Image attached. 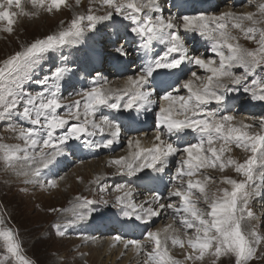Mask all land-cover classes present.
Listing matches in <instances>:
<instances>
[{
  "label": "rangeland",
  "instance_id": "1",
  "mask_svg": "<svg viewBox=\"0 0 264 264\" xmlns=\"http://www.w3.org/2000/svg\"><path fill=\"white\" fill-rule=\"evenodd\" d=\"M116 2L119 3L120 1L118 2L116 0ZM50 3L51 0H46L45 4L41 7L32 5L31 0H21V8L13 6L11 9H9L16 14L13 17L14 24L12 26L13 31L11 32L7 31V21L0 20V67L4 66L5 60L15 55V53L17 52L23 51L26 47L30 46L36 40L44 39L47 36L53 34L58 35L59 32L68 29L71 25V21L78 16L82 15L86 17L89 14L106 16L109 12H112V16L111 18H105L103 20L97 21L95 29L87 28L89 22L87 21V19H85L84 21H82V27H85L86 30L81 34L79 38H76L74 40L72 37H69L70 42L68 44L51 49L41 54L40 58L26 71H21L18 75H15L14 78H9L5 82L0 83V231L7 229L13 230L14 235L20 244V253L27 259H29L31 264H99L98 261L92 262L88 259L93 255V251L88 250L85 247L90 241H92V237H96L97 239H104V237H102L103 235L99 236V234L101 235L103 233L100 231L98 235L94 234V236L84 238V236L88 235V232L86 231L87 229H81V224L73 226V224L69 220L71 216H69V218H64V215L67 213L68 209L72 208L73 205H75L76 202L80 201L81 203H83V198H86L90 202L88 203L91 205L90 207L92 208V206H94L93 208L97 209L98 212H114L119 211L124 207V204L117 200L118 196L122 197L126 192H130L132 190L131 196L128 197L126 201H124L125 204L133 202L135 200V197H137L136 190L138 192L139 187L135 185V176L139 173V170L135 171L134 173H129L126 170L122 171L121 167L114 163L116 159L124 157L123 151H125L127 147V141L125 140H127L128 137H125V140L123 137V140H121L120 144L116 148H113L109 151L101 149V142L99 143V141L103 142L105 137L110 134V130L107 124H118L116 120H113L109 117L110 113H112L114 109H112L108 105L97 107L95 111L101 110V112H98L97 117H94L93 115V118L91 119L94 120L95 123L100 127L92 128L91 125L88 126L89 131L94 134H81L79 138H71L66 141L60 148V150L65 147L72 148L71 150H73V145H78V147L85 146L89 149L91 145L96 150V154H94V157L67 166L59 173H55L54 177H49L41 174L39 182H35L34 180L33 182L31 179L29 180L28 178H26L27 176L20 173L22 170L21 168H28L29 166L31 167L33 165L32 161H29L25 158L27 155L31 154V149L29 148V152L27 153L23 151L26 147H28V143L24 138L21 137L20 133L21 131H27L28 128H34L39 133L40 128L39 126L32 125L29 120L23 117V103L20 104L19 108L11 112H9L5 105L10 102L14 94L24 92L31 93L32 95H37L44 91L45 95H48L46 89L48 87H51V90L58 92L57 98L62 105V107L57 110V114L69 120V123L67 125H65L63 128L57 129L54 132L55 136L63 135L72 124L82 123L84 120L83 115H81L80 121L70 118L69 106L76 105V102L78 101L80 103L79 111L83 113L86 103V97L84 96V93L89 91L94 86H105L106 83H108L106 81L110 80V83H113L114 81L111 80L113 79V77H109V79L107 74H92V70L94 71L95 69V67H92L89 75L86 74V78H89V80H86V84L85 82H83L82 84L73 82L74 85L72 87H68L67 93H62L64 84L61 81L66 80V75L72 74V71H74L75 73H80L82 71L80 68L73 65L69 67L70 63H79L81 60L83 61V59L87 56V52L85 54H79L80 50H78L77 44H79V42L90 43L92 47H96V39L102 38L103 34L102 32H100V29H102L101 24L107 22L106 24L107 27L109 26L108 29L111 34H109V36L106 38L110 40L107 39L103 45L105 48H107L108 50L110 49V51L113 52L114 49L120 46L123 47L125 45L122 43V40L119 39V37H122L123 39L127 35L126 32H119L116 31V29L121 26L123 22H127V25L130 23L129 30L134 25L133 22L128 20L125 16H121L119 13H116L113 8H110L109 6L104 4L103 0H79V3H77V0H65L64 5H62L59 9L53 7L52 10L49 11L48 7ZM147 3L148 1L145 0V3L143 4ZM230 3V1L227 2L226 0L225 2H221L218 6L219 9H214L213 12H210L206 16L209 15L208 17H213L218 15L216 17L219 18V16L221 17L225 13H232L233 16H230L231 19H229V21L230 23L232 21L233 22L229 27L227 26V29L231 33V35L235 37V39L230 40L229 42L238 44L241 48L247 50L258 49L259 31H257V33L255 34V39L247 38L245 32L248 27H255L257 29L264 28V14L259 13V5L264 3V0L245 1L236 8V10H238V8L240 9L237 12L236 10H229ZM156 4L158 5V3ZM161 5H163V1ZM159 7V11L154 13L151 11V16L153 17V19H155V17L159 15H162L165 19L172 18V22L176 23V25H179V23H183V17L173 19L174 16L169 13L170 11L168 10L170 9L168 7L164 6V11ZM247 8H251L252 12L249 13H252L254 19L259 21V23L253 24L252 21L245 19L243 21H240L242 25L241 28H235L234 24L236 23V20L234 19V17L246 15V13L248 14V11H246L245 13V10ZM128 11L131 12L132 10ZM148 12L149 9L145 8L144 12L134 14L137 15L138 19H144L146 13ZM163 12H165L166 16L163 15ZM106 24H104L103 27ZM227 25H229V23H227ZM114 31H116V34H114ZM115 39L117 40V42L114 41ZM123 48H125L127 52L131 53L127 45ZM210 51L212 52V50ZM224 51L226 55L229 54L226 47L224 48ZM206 52H208V50L205 49L204 51L200 50L197 53L202 55ZM101 53L103 54V51H101ZM205 55L206 58L210 56V59L214 60L217 66L219 65V58L217 55ZM58 67L66 69L64 75L59 79L61 81H57L52 78V73ZM193 68L194 67L191 68V72H194L196 70L195 72L197 74V77H199L200 79H197V77H192L191 72H189L186 78L193 80V88L202 87L203 83L205 82V78L209 76L210 73H208L206 70H200L199 66H197L195 69ZM235 68H239V70L235 71ZM232 71L235 72L236 75H243L244 73L246 74V70L244 68H241V66L233 67ZM139 73L140 72H134L136 76ZM45 78H49V85L47 86L40 83ZM253 78L258 81L255 87L257 89V92L259 93L261 88L264 87V68L256 69L254 74H248L247 80L241 85L236 86L237 90L228 92H241V95H243L245 99H253L251 93L244 90L246 86L253 87V85H251L250 83ZM228 84L231 88V83ZM180 91L181 92L179 93V95H176L177 93L173 92L174 96H184L183 98H185V96L189 97L191 94L187 89L184 88H181ZM78 97L81 98L78 99ZM124 99L120 100L119 102H124ZM81 100L83 101L82 103ZM176 101H178L179 103L180 100H173L171 103H169L172 105L175 112L178 108V112H181V115H187L188 113H190L181 111L179 109L180 104L176 103ZM110 102L115 101L113 99V101ZM218 107H220V104L218 105L214 101L207 105V109L212 111H216ZM107 110H110V113H106ZM71 111L75 112L76 107H73ZM246 111H250L251 113L244 112L243 114L241 113L235 115L228 113L229 115H232L234 117V120L231 121L230 124L232 126L242 128L244 125L250 126L248 128H243V130L248 131L249 134H264V108L256 112L255 108L252 107L251 109H248ZM218 112L219 111H217V113ZM224 115L227 114L223 113L221 116ZM174 116L178 118L176 113H174ZM34 117L35 114L33 113V118ZM106 118L111 122L106 123ZM88 119L90 120V117ZM41 123H43V118H41ZM101 128H103V131L100 130ZM163 131H165V129ZM158 132H160V140L165 141V134L161 130H159V128H155L154 130L150 131L144 130L143 132H139L136 135H138L139 137L146 136L156 140V135ZM131 135H133V133H131ZM120 137L122 138V136ZM33 138L42 139L43 136L38 134ZM97 145L100 146L97 147ZM17 146H19V149L16 151L15 149H17ZM212 146L216 147L217 149H220L221 146L225 147L226 150L221 153V158L224 161L235 159L237 162L242 163L245 162L249 156H251L250 149H246L243 146L242 142L240 144H237L236 142L230 141L225 145V142L223 140L214 138ZM208 147L209 146L207 145V143H205V155L211 156L210 151H207ZM36 151H39V147L36 149ZM45 151H50V149H45ZM180 151L177 152L178 154L176 155V157H178L174 162V171H177V173H179V170H181V168H183L185 171L187 170V165L182 164V160L187 158V154L182 152L183 150ZM234 151L238 152V155H235ZM70 152L72 153V151ZM241 152L242 154L240 157L239 153ZM229 154L231 155V157H229ZM91 159L96 160L95 168L93 164H90L89 162L91 161ZM81 162L87 163V165L84 164L83 168H77V170L81 169L85 171V169L87 168L89 170L88 172L86 171L88 177L82 178L81 175H79L73 179L74 183L68 184L69 178L75 176V167L78 166V164H81ZM98 172L100 174L99 177L96 174ZM263 172L264 168H261L259 163L255 165L253 180L247 181L246 186L247 205L244 212L241 213V215L243 216V219L241 220V230L242 234H244L250 242H254L258 237H264V203L256 199L257 196L259 197L264 194V179L261 178L262 175H264ZM94 174H96V176ZM124 175L125 177H123ZM226 178H232L236 181L247 180L243 173H239L236 171L235 165L226 164L223 168H221L219 162L216 163L215 167L200 169L191 177L179 175L176 178L175 182L172 184L171 190L169 192L170 199L168 198L167 204L173 206L168 207V215H165V217L163 216L164 218L157 217L152 221V223L150 222V227H156L157 225H159L161 220H165V218L169 217L175 218L174 216H176V218L173 219L176 221L179 214H182L181 216L189 215L188 217L184 216L182 219L183 221L185 218L191 219L190 214L185 213L182 210L183 201H180L182 200V198L171 195L173 190L175 191L178 187L180 190L183 187L184 189L182 190H187V181L189 179L193 180V182H195L196 180H203V182H205L206 184V192L210 197L223 199V190L228 189L229 191H231L233 187L231 184L227 185L228 182ZM52 180L55 181V186H52L49 183ZM57 181L62 182L60 184L63 187V189H61V194L63 195H58L56 192V190H59L56 185ZM63 183H65V186ZM121 185L123 186V188L117 191V186ZM134 188L136 190H134ZM140 194H142V192ZM203 197L204 194L200 193L198 189L192 190V201L196 203V207L198 209L202 210L205 213L204 218L211 220V217L210 215H208V213H210L211 210L210 204L212 200L209 199L208 201H206ZM133 198L134 200H132ZM176 200L179 201L178 204H176ZM137 202L139 203V200L134 203ZM140 205H138L136 210L139 209ZM240 207H243V192L240 194L239 198V208ZM174 208L176 209V214ZM249 211L252 213V215H248ZM180 215L178 219H180ZM178 224H180V222ZM179 226L180 229H183L186 232V238L188 240L196 238V230L194 227L186 228L184 222H181ZM61 231L64 233L63 235L60 234ZM212 231L214 232L215 230L213 229ZM186 242L189 245L188 241ZM175 245L179 248L177 249L178 251L181 250V244ZM254 246L256 248L255 256L248 261V264H264V239L260 240V243L258 245L254 244ZM151 249L152 248H150V251ZM196 250L197 249L192 248V246L190 245L187 247V249L181 250L182 252L180 251L178 255L176 254V256H172L173 254H171V256L174 259L181 261V264H189L190 259L188 257L191 255V259L193 260L192 255H194L195 253V255L198 256L193 260V264H235L234 253L217 257L215 255V244H213L210 249L205 251L203 258H199L200 253L198 250ZM147 254H149V252ZM122 259H124L123 254L118 257V263H121ZM142 263L140 261L138 264ZM0 264H19V261L16 259L15 255L7 250V243L6 241H4L2 236H0Z\"/></svg>",
  "mask_w": 264,
  "mask_h": 264
},
{
  "label": "snow or ice",
  "instance_id": "2",
  "mask_svg": "<svg viewBox=\"0 0 264 264\" xmlns=\"http://www.w3.org/2000/svg\"><path fill=\"white\" fill-rule=\"evenodd\" d=\"M46 0H31L34 6H43ZM65 0H51L48 10L51 11L53 7L59 9L64 5ZM79 3V0H77ZM103 3L113 8L116 13L121 16H125L128 20L133 22L131 31L134 34L142 37H147V42L153 40H159L166 45V51L159 57L149 61L141 68L140 73L136 77L128 78V87L119 90L118 93H114L112 89H102L100 86H94L89 91L84 93L86 97V103L84 111H79V102L76 105L69 106L70 118L80 121L81 115L84 116L82 123L72 124L68 130L61 136H55L54 132L57 129L63 128L69 123V120L63 116L57 114V110L62 107L59 99L57 98L58 92L51 90L48 87L45 92L42 91L37 95L31 93H18L14 94L10 102L5 105L9 112L19 108L23 103L22 115L31 122L32 125L39 126L40 132L38 133L34 128H28L27 131H21L20 135L24 138L28 147L23 151L26 153L31 149V154L25 158L32 161L35 165L30 173L35 182H39L41 171L43 168H47L60 153V147L71 138H79L80 134L93 135L94 133L89 131V125L92 128H99L100 126L95 123L94 120H89V113H94L95 109L99 106L108 105L112 109H119L121 107L120 100L128 97L127 101L123 104L125 109H132L134 105L138 107H151L156 104L154 99L155 89L150 86V78L153 73L159 69H177L185 60L189 63L199 66L210 73L205 78V82L202 87L193 88V80L186 79L179 84L180 88L187 89L191 95L185 100L183 97L173 95V91L166 92L161 99L164 101L180 100L179 109L185 113L191 112L193 117H196L198 113H202L205 118L200 119H178L173 114V107L169 104L168 107L161 106L159 108L158 121L159 125L166 129L167 134L173 132H180L184 129H194L202 134V138L199 143H189L183 148V152L187 154V158L182 160L183 165H187L185 171L181 168L178 175H184L191 177L195 172L203 168L215 167L216 163H220V167L223 168L226 164L235 165V169L239 173H243L247 178L246 181H236L232 178H226L227 182L233 187L231 191L224 189L223 199L210 197L206 192V184L201 180L189 179L187 181V190H180L177 188L171 193L172 196L180 197L183 200V211L190 214L191 219L185 218L184 224L188 228L195 227L196 238L189 239L188 243L192 248L197 249L200 253L199 258H203L206 250L210 249L215 244V255L217 257L227 254H235V264H248V261L255 256L256 248L254 246L260 243V240L264 237H258L254 242H250L241 230V220L247 205V181L253 180L254 166L258 163L261 168H264V134L256 133L249 134L248 131H244L243 128L250 126L244 125L242 127L232 126L231 121L234 120L232 115L218 116V113L207 109V105L216 102L218 105L222 104L225 100V94L228 91H235L236 86L241 85L247 80L248 74H254L256 69L264 68V28L257 29L255 27H248L245 35L249 39H255V34L259 31V48L256 50H247L241 48L238 44L230 43V40H234L235 37L227 30V25L224 20L227 17L233 16L232 13H225L221 17H208L200 15L198 17L184 16L183 28L185 30L196 27L199 29L202 36H207L213 41L212 52L218 56L219 65L214 66L215 61L212 59H205L201 56H189L188 49L184 45L180 35L179 26L174 24L171 19H165L162 15H159L153 19L151 11L153 10L155 0H148L147 4H138L136 0H120L119 3L116 0H103ZM13 6L21 8V0H0V20H6L8 27L7 31H13L14 19L16 15L9 9ZM148 8L149 12L146 13L144 19H138L134 13H142L144 9ZM128 10H132L129 12ZM259 11L264 14V3L259 5ZM112 12L107 13L106 16H97L89 14L85 16H78L71 21V25L68 29L59 32L58 35H49L44 39L36 40L30 46L26 47L23 51L15 53L7 60L4 61V66L0 67V83L5 82L9 78H14L21 71H26L32 64H34L41 56V54L60 46L68 44L69 37L74 40L79 38L81 34L86 30L82 27V21L87 19L89 22L87 28L95 29L96 22L105 18H111ZM237 21L234 24L235 28H241L240 21L245 19L252 21L253 24L259 23L255 20L252 13L234 17ZM215 20L216 24L211 25V21ZM227 48L229 54H225L222 50ZM122 55H126L123 48L117 49ZM173 53H180L179 56L169 57ZM235 66H241L246 70L245 75H235L232 68ZM65 68H56L52 73V78L59 80L65 73ZM192 77H197L196 72H191ZM197 79H200L197 77ZM226 79L231 81L232 87L226 83ZM43 85H49V78H45L40 82ZM253 87H245L246 92H250L254 99L264 101V87L260 92H257L255 85L258 81L253 78L250 81ZM115 100V102H110ZM76 107V111L72 112L71 109ZM33 113L35 117L33 118ZM43 118V123H41ZM107 123V120H105ZM114 130L111 135L112 138L106 141L105 147L111 145L114 139L118 137L120 133L119 125H110ZM103 131V128L100 129ZM42 135V139L33 138L37 135ZM216 137L225 142V145L232 141L237 144L243 143L246 149H250L251 156H249L245 162H237L235 159H229L227 161L222 160L221 153L225 151V147L221 146L220 149L213 147V138ZM156 140L160 141V133L156 135ZM129 145H132L130 140ZM207 143L209 146L207 151H210L211 156L205 155L204 145ZM139 140L135 141V151L130 158L121 157L114 161L115 164L121 167V170H126L129 173L141 170L146 167H155L157 162H161L162 159L168 155L175 154L180 151L172 143L161 141L154 145L151 149L141 148ZM100 145H97L99 147ZM39 147V151L36 149ZM19 146H17L18 150ZM50 149V151H45ZM14 150V151H15ZM159 170H163L160 168ZM264 179V175L261 177ZM52 186H55V181L49 182ZM123 186H117L119 191ZM198 189L200 193L204 194V200H212L210 204L211 220L205 219V213L196 207V203L192 201V190ZM243 192V207L238 208V199ZM131 196L130 192H126L124 196H118L117 200L124 204L122 208L123 214L128 217L135 214L134 210L138 207L134 202L125 204L124 201ZM159 200V197H155ZM84 204L90 203L86 198H83ZM151 203V202H149ZM158 207L163 209L165 205L159 204ZM172 207V205H168ZM140 212L143 213V217L151 218L159 215V212L153 209L151 206L144 208L143 205L139 206ZM83 217V213L80 214ZM248 215H252L249 211ZM215 230L214 232L212 230ZM61 235L64 233L61 231ZM202 234V235H201ZM147 237L155 243V253H149L152 258L153 264H181V261L174 259L165 247L161 240L159 232L149 231L146 233ZM0 236L3 237L7 243V250L13 253L19 264H31L29 259L20 253V244L17 241L12 229L0 231ZM120 237H117L119 240ZM165 239H167L165 237ZM173 244H182L177 237H173ZM127 244L135 245L137 249L141 248V242L137 240L128 241ZM127 246V245H126ZM189 259L192 257L189 256Z\"/></svg>",
  "mask_w": 264,
  "mask_h": 264
},
{
  "label": "bare ground",
  "instance_id": "3",
  "mask_svg": "<svg viewBox=\"0 0 264 264\" xmlns=\"http://www.w3.org/2000/svg\"><path fill=\"white\" fill-rule=\"evenodd\" d=\"M117 1L119 2L120 0H117ZM136 2L138 4H143V3H145V0H143V1L136 0ZM218 2H220V1H218ZM161 4H162V1H160V7L158 6L159 8H161V6H162ZM229 5H230L229 6V8H230L229 10H232L233 11L235 9V7L234 8L231 7V3ZM257 7H258V5H257ZM217 8H218V6L215 9H217ZM161 9H163V8H161ZM107 10H109V9H107ZM229 10H228V12H229ZM239 10L240 9L238 8V10H236V12L239 11ZM163 11H164V9H163ZM246 11H248V13L249 12H252L251 11V8H247L245 10V13H246ZM211 12H213V11H211ZM163 15L166 16L165 12H163ZM192 16L194 17L195 15H192ZM216 16H218V15H216ZM216 16H213V17H216ZM226 19H231V17H227ZM106 23H102V24L100 23L101 24V27H102V29H100V32H102L103 34H102V38L96 39V42H95L97 44L96 47H92L90 45V43H82V42H79L78 41L79 44H77L78 45L77 47H78V50H80L79 51V54H81V53L85 54L87 52V56L83 59V61L81 60L79 63L74 62V63H70V65L68 63L69 67H71L73 65V66H76V67L80 68L82 71L80 73H75L74 71H72V74L66 75V80H64V81L63 80L62 81L59 80V81H61L64 84V87L62 88V93H65V92L67 93L68 87H72L74 85V83H77V84L78 83H81L82 84L83 82H85V84H86V80H89L88 77L86 78V74L89 75V72H91V68L92 67H95V68L97 66L99 67L98 70H94V71L92 70L93 71L92 74H94V75H98L99 73L100 74L103 73V75H106L107 74L108 78L109 77H113V79H111V80H114L113 83H110L109 82L110 81L109 80L110 78H109V79H107L109 81H106L109 84L106 83L105 86L102 85L100 87L102 89H112L114 93H118L119 90H122V89H125L126 87H128V78L129 77H136V75H135L136 73L134 74V72H140L141 68H139L137 65L136 66L134 65L131 68H127L126 67L127 69H129V71L125 75L123 74L122 76L116 75V73L114 71H112L111 69L107 68V61L109 62V59H112V60L115 59V60H120V61H127L128 64H129L130 61H131V59L134 57V55H131V53L127 52V50L125 48H123L127 44H125L122 47L123 50H124V52L126 53V55H125L126 58H121L119 52L117 51V49L121 48V46L118 47V48H116V49H114L113 52H111L110 49L108 50L107 48L104 47L103 44L108 39L106 37H108L109 34H111L109 32V29H108L109 26L107 27V24ZM126 23L127 22H123L121 24V26H119L116 29V31H119V32L120 31H122V32L124 31V33L126 32L128 41H130V38L131 37L132 38L133 37L137 38L136 39V41H137L136 43L138 44L139 47H142V49L140 51H145V46H149L150 48H152L153 51H156V50H157V52L160 51L158 49V47H155L156 45H158V42H157L158 40H153L151 42L143 43L142 42V39L138 38L139 36L137 34H134L131 31V29L129 30V26H130L129 24L130 23L128 24V26H127ZM183 23L182 24L179 23V25H178L179 26V35H180L181 39L182 38L185 39L186 32L188 33V37H186V40H182V41H186L185 46L187 47V49L189 51L190 48L193 47L194 42H190L189 43L187 41V38H190V36H197L200 33V31L196 27H192V28H189V29L185 30L183 28ZM104 24H106V25L103 27ZM174 24H176V23H174ZM126 27H128V28H126ZM116 31H114V34H116ZM131 33H133V35ZM108 40H110V39H108ZM120 42H121V40H120ZM129 43L132 44L131 41ZM212 43H213V41H211V44ZM191 44H193V45H191ZM71 46H73V45H71ZM206 48H208V47H206ZM194 50L195 49H193L191 51V55L190 56H202L201 54H197V51H194ZM211 50H212V48H211ZM222 50H224V49H222ZM101 51H103V54L101 53ZM205 54H207V55H209V54L215 55L210 50H208V52H206ZM157 57H159V55ZM157 57H155V58H157ZM205 59H210V56L208 58H205ZM77 60H79V59H77ZM148 62H149V60H146V61L140 60V65L139 66H144ZM185 64L186 65L189 64L187 60H185V62H184L183 65H185ZM192 65L193 64H191V63L188 65L189 70H191V68L193 67ZM102 66H103V68H100ZM214 66H217V64L215 63ZM241 68H243V67H241ZM200 70H204V69L201 68ZM238 70H239V68H237V69L235 68V71H238ZM233 73L236 75L235 72H233ZM133 75H135V76H133ZM243 75H245V73ZM181 82H183V80ZM226 82L227 83H231V81L230 80H227V79H226ZM77 88H79V87H77ZM179 88L180 87L178 86L177 89H179ZM80 98L81 97H78V99H80ZM125 98H128V97L125 96ZM126 101H127V99L124 102H120V104H123ZM82 102L83 101L81 100V103ZM171 102L172 101H164L163 100L160 103V105L163 106V107H168L169 103H171ZM251 102L253 103L252 106L255 108L256 112L257 111H260V110H262L264 108V101H260L258 99H254L253 98V99H251ZM155 106H157V104H154L151 107H147L146 106L144 108L143 107H138V106L135 107V105H134L132 109H125L122 106L119 109H114V111L112 113H110V110H107L106 113L108 112V113H110V115L114 114V116H116V117L117 116H121V117L122 116H128L129 118H131V117L134 116V110H136V108H141L142 110L146 111V113H147L148 116H152L153 118L156 117V120L158 121L159 110L157 112H155ZM78 107H80V103H79ZM98 112H101V110L94 111V113H89L88 118L90 117V120H92L91 118H93V115H94V117L95 116L97 117ZM253 114H255V113H253ZM116 117L115 118L112 117V119L113 120H116ZM244 120H246V119H244ZM107 122H111V121L107 119ZM110 125L107 124V126H108V128L110 130V132H109L110 134L105 137V139H104L103 142L102 141H99V143L101 142V146H102L101 149H103L105 151H109V150L117 147L120 144L121 140H123V137H124V140H125V137H128L127 140H125V141H127V147H126L125 151H123L124 158H130L132 156V154L135 151H137V148L135 147V141H137V140H139V142H140V145L139 146L141 148H145V149H151V148L154 147V145H156V144L160 143L161 141H163V140H160V141L157 142L153 138H149V137H146V136L139 137L136 134L129 135V134L126 133L127 131H125L124 128L120 124H118L119 127H120V133H119L118 137H116L114 139V142L111 145L105 147L104 145L106 144V141L108 139H111L112 138L111 133L114 130L112 127H110ZM186 130H188L190 132H199V131H196L194 129H186ZM143 131H141V132H143ZM146 131H148V130H146ZM129 133L131 134L132 132H129ZM145 133H147V132H145ZM173 133H174L173 135H175L177 132H173ZM142 135H143V133H142ZM120 136H122V138ZM130 140L133 142L131 146L128 143ZM164 142L172 143L173 144V142H169L168 141L167 137H166V139H165ZM66 146H67V144H66ZM80 147H78V148H80ZM183 148L184 147H182L180 150H183ZM71 149L72 148H66V147L63 148V149H61L60 150V153L61 154L57 155L56 158H55V160L47 168H43L42 171H41V174H44V175L49 176V177H54V174L55 173H59L65 167L70 166V165H72L74 163H77V162L82 161V160L77 161V159L70 152ZM245 153H246V151H245ZM177 154L178 153H175V154L168 155V156L164 157L162 159V162L163 163L164 162H167V163L170 162V165H171L172 163L175 162V159L177 158L176 157ZM234 154L235 155H238V152H235ZM239 154H240V157H241L242 152L239 153ZM229 157H231V155ZM89 162H90V164H93V166L95 168V164H96L95 162H96V160L95 159H91V161H89ZM84 164L87 165V163H82L81 162V164H78V166L75 167L76 168L75 169V173H74L75 176L70 177L69 178V181L67 180L68 181V184L69 183L70 184L71 183H74V180L73 179L76 178L79 175H81L82 178H87L88 177L87 172L89 170L87 168L85 169V171H83L81 169H78L77 170V168H83V165ZM34 166L35 165L33 164L31 167L29 166L28 168H21L22 170H21V172L20 171L19 172L22 173L23 175L27 176L26 178H28L29 180L31 179L33 181V178L31 177V175H26L25 173H30V171L32 170V168ZM89 166H91V165H89ZM153 169H154V167H146V168H143V169L139 170V173L135 176V179H136L135 180V185H137L139 187V190L137 192V190H136L137 189V186H136V189L134 188V190H136V196L137 197H135L134 196L135 194H134L133 196L135 197V200H134V198L132 200H134L133 202H136L137 200H139V203L138 202L135 203L137 206L140 205V204L143 205L144 208H147V207L151 206L153 209H155V210H157L159 212V215L160 216L159 215L153 216V217H151L149 219V218L143 217V213L140 212L139 209H137V210L135 209V211H134L135 214L132 215V216H128V217H126L123 214L122 208L119 211H114V212H108V211L107 212H98L97 209L93 208L94 206H92V208H91L90 207L91 206L90 204H84V202L81 203L80 201L79 202H76L75 205H73L72 208H70V209L67 210V213L64 215V218L65 217H68L69 218V216H71L69 220L71 221V223L73 224V226L74 225H80L81 224L80 225V228L81 229H87L86 231L88 232L87 233L88 235L84 236V238L85 237H89V236H94V234L95 235H98V233L100 231L103 233L101 235L99 234V236H102L103 235L102 237H104V239H97L96 237H92V241H90L88 243V245L85 247L88 250L93 251V255L90 258H88L89 260H91L92 262H97L98 261L99 264H138L140 261H141V263L143 261L142 264H153L152 258L147 253L148 252L149 253H155L156 249H155V243H154V241L151 240V239H149L147 237V235H146V233L149 232V231L159 232L160 233L162 242L164 243L165 247H167V249L169 251V254L170 255L173 254L172 256H176V254L178 255L181 250L187 249V247L190 246V244L188 245L187 242H186V241H188V239L186 238V232L183 229H180V226H179L181 224V222H183V220H182L183 217L186 216V215L181 216L182 214L181 215L179 214L181 217H180V219H178L179 218V215H178V218H177L176 221L173 220V219L176 218V216H174L175 218H172V217L165 218V220H161V222L159 223V225H157L156 227H154V228L153 227L152 228L150 227V222L152 223V221L154 219H156L157 217H160L161 218L163 216L165 217V215H168V212H167V209H168L167 200L169 198V192H170L168 190L167 193L164 196H161V195L157 194L158 190H154V191L150 192V184L151 183L153 184V182L150 179L153 180V179L159 178V179H162V180H158L160 182H164V183L168 182V179H165L164 177L163 178L160 177V175L162 174L163 171H159V172H156V173L155 172H151V173L148 172V170H153ZM158 170H159V168H157V171ZM96 174L99 177V175H100L99 172L96 173ZM96 174H94V175L96 176ZM263 174H264V172H263ZM123 177H125V175ZM171 178H170V180H173ZM41 182H42V180H41ZM60 183H62V182H58V181L56 182V185L59 188V190H56V192H57L58 195H63V194H61V189H63V187H62V185ZM63 184L65 186V183H63ZM129 184H130V182H129ZM155 184H158V183L155 182ZM228 184L229 183H227V185ZM171 186L172 185H170V187ZM131 188H133V187H131ZM182 189H184V187L181 188V190ZM170 190H171V188H170ZM131 191H130V193H131ZM139 191H141L142 194H140L141 192H139ZM182 191H184V190H182ZM50 192H52V191H50ZM173 192H174V190H173ZM157 196L159 197V200H156L155 199V197H157ZM256 199H258L260 202H263L264 203V195H263V199L261 197H258V196L256 197ZM176 201H177L176 204H178L179 201L178 200H176ZM180 201H183V200H180ZM149 202H151V203H149ZM159 204H163V205H165V207L163 209H160L158 207ZM180 207H181V205H180ZM263 207H264V204H263ZM97 208H99V207H97ZM174 210H175V214H176L177 213L176 212V209L174 208ZM178 210H180V209H178ZM81 213H83V217L79 216ZM188 216H186V217H188ZM177 222L178 223L180 222V224H178ZM186 228H187V226H186ZM83 232H84V230H83ZM117 237H120V239L117 240ZM165 237L167 239H165ZM173 237L179 238V240L182 242V244L180 246L181 247L180 248L181 250L178 251L177 249H179V248L176 247L175 244H173V242H172ZM131 240L140 241L141 242V248L140 249H137L135 247V245L127 244V242L128 241H131ZM145 246H146V248H145ZM147 246H149V247H147ZM150 248H152L151 251H150ZM191 251H192V249H191ZM122 254L124 255V259H122L123 261L121 260V263H118V261H117L118 260V257L121 256ZM195 254L192 255L193 256V260L198 256V255H195ZM143 257H144V259H143ZM193 260L190 259V263L189 264H193Z\"/></svg>",
  "mask_w": 264,
  "mask_h": 264
}]
</instances>
